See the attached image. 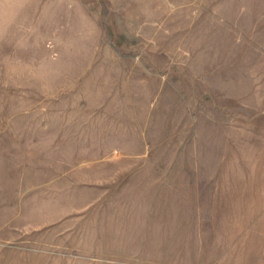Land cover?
Here are the masks:
<instances>
[{
  "label": "rangeland",
  "instance_id": "374dc122",
  "mask_svg": "<svg viewBox=\"0 0 264 264\" xmlns=\"http://www.w3.org/2000/svg\"><path fill=\"white\" fill-rule=\"evenodd\" d=\"M0 264H264V0H0Z\"/></svg>",
  "mask_w": 264,
  "mask_h": 264
}]
</instances>
